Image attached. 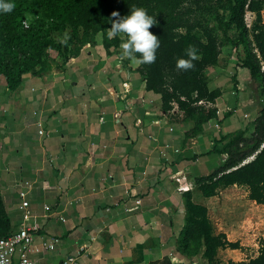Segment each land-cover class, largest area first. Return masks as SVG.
<instances>
[{"label": "crops", "instance_id": "0c3cea01", "mask_svg": "<svg viewBox=\"0 0 264 264\" xmlns=\"http://www.w3.org/2000/svg\"><path fill=\"white\" fill-rule=\"evenodd\" d=\"M68 51L64 62L55 57L23 72L14 89L0 73L7 235L19 226L25 191L39 226V251L28 254L36 264H198L183 234L186 194L203 206L212 198L194 178L224 158L213 150L216 140L251 123L246 113L231 116L241 90H220L218 121L196 127L188 117H165L140 64L107 47L100 33ZM251 109L255 116L258 106ZM53 238V250L41 247ZM18 260L14 254L11 264Z\"/></svg>", "mask_w": 264, "mask_h": 264}, {"label": "trees", "instance_id": "16d2710c", "mask_svg": "<svg viewBox=\"0 0 264 264\" xmlns=\"http://www.w3.org/2000/svg\"><path fill=\"white\" fill-rule=\"evenodd\" d=\"M206 0H14V8L10 11L11 40L15 50L27 49L28 58L20 55L7 57L0 63V73L7 78L9 89H14L23 72L31 69V61L38 58V51H33L36 42L41 38L44 45L60 54L63 62L69 55L71 42L92 40L95 33L103 36L107 47L118 45V34L109 38L108 28L117 11L126 15L132 6L143 7L156 21L149 31L157 36L159 46L155 50V60L151 63H139L144 72L146 88L160 95L163 111L171 109L175 102L184 117L195 121V126L210 120H217L220 114L214 107L220 90L210 89L204 79V71L216 64L220 52L218 38L212 27L206 24L204 14H209L212 7L226 13L223 32L232 31L234 38L229 39L232 46L239 48L238 66L248 71L255 84L258 109L248 127L236 131L230 136H221L215 141L213 150L224 154V158L208 173L195 177L198 190L204 197H213L219 189L242 185L247 188L249 200L264 204V30L261 11L263 0H212L213 5H206ZM215 4V5H214ZM88 8L93 17L103 20L101 28H93L86 20L84 9ZM247 13L253 15L250 26L245 21ZM28 26L24 27L23 21ZM86 21V22H83ZM71 29L66 44L48 40L50 33H62L65 26ZM202 33L203 40L195 34ZM48 33V34H47ZM39 45V43H38ZM195 47L198 58L193 60V67L178 68L176 60L187 58L186 49ZM24 55V53H23ZM136 53V56H140ZM199 101L209 103L206 107ZM226 115V114H225ZM186 223L183 230L185 238L194 244L193 250L206 260L207 264H217V249L227 245L236 248L237 244L221 241L212 233L207 208L194 203L191 194H186ZM0 223H7L5 212L1 206ZM201 249V250H200ZM200 250V251H199ZM229 264H264V242L258 255L246 261Z\"/></svg>", "mask_w": 264, "mask_h": 264}, {"label": "rangeland", "instance_id": "374dc122", "mask_svg": "<svg viewBox=\"0 0 264 264\" xmlns=\"http://www.w3.org/2000/svg\"><path fill=\"white\" fill-rule=\"evenodd\" d=\"M205 2L206 5H213L214 3L212 0H206ZM204 16L206 24L214 29L220 45V52L216 64L206 68L203 72L205 74L203 77L210 89L215 86L216 89L224 91V94H230L229 90H236L238 86L241 90V104H245V106L242 107L241 104L236 106L232 112L230 111L231 116L238 117L246 113V119L249 121L251 117H254L251 106H258L259 101L257 100L255 84L251 81L248 71L238 66L240 59L239 48L232 46L229 42V39L234 38V33L231 30L225 33L223 32V27L226 22V13L219 8H217L216 11L215 8L212 7L211 12L209 14H204ZM261 16L264 30V7L261 11ZM83 17H85L95 29L101 28L103 25V20L99 17H93L88 8L84 9ZM253 18L252 14H246L245 21L248 26L251 25ZM11 22L10 12H0L1 64L5 62V58L7 57L20 55L22 59H24L23 61H25V57L23 58V56H25L26 53V57L28 58L27 49L18 52L15 50L16 45L11 40L13 35L10 31ZM65 30H68L70 34L72 32L67 25L63 31ZM63 33L64 32L58 34H54V32L50 34L47 33V38L49 37L48 40L62 45L58 37H62ZM195 34L203 40L201 31L195 30ZM117 36L118 45L116 48L121 53L122 49L119 46L121 42L120 34ZM32 50L38 51L39 56L38 58L35 57L34 61H31V68L33 66L43 65L44 63H46L47 67L55 57L58 59L61 58L58 52L44 45L41 38H39ZM237 91H234V93H237ZM224 114L225 113L222 114V119L224 118ZM219 123H221V120ZM225 123L223 124V128H226ZM244 123L246 122L244 121ZM211 158L214 162L216 161L214 155ZM213 166L216 165L213 164ZM205 207L207 208V215L212 227V233L215 236H219L221 241L237 244L236 248H231L227 245L219 247L215 257L217 264L246 261L258 255L261 243L264 242V204H257L249 200L246 186L232 185L222 188L214 197L205 200ZM1 216L2 210L0 209V217ZM10 229V225L3 222L0 223V237L7 235ZM197 253L196 258L199 262L198 264H207L206 260L200 255V252Z\"/></svg>", "mask_w": 264, "mask_h": 264}, {"label": "clouds", "instance_id": "9594fccd", "mask_svg": "<svg viewBox=\"0 0 264 264\" xmlns=\"http://www.w3.org/2000/svg\"><path fill=\"white\" fill-rule=\"evenodd\" d=\"M14 0H0V12H10L14 8ZM116 19L111 21V27L108 28L107 36L112 38L120 34L121 55L130 58L134 62L151 63L155 60V50L159 46V40L156 35L149 31V27L156 23L154 17L149 15L143 7L132 6L126 15H120L117 11L111 13ZM70 37L68 30H65L62 37L58 40L66 44ZM187 58L179 57L176 60V66L182 69L193 67V60L198 58V53L194 46L189 45L185 50ZM140 56H136V53Z\"/></svg>", "mask_w": 264, "mask_h": 264}, {"label": "built area", "instance_id": "2783aa9c", "mask_svg": "<svg viewBox=\"0 0 264 264\" xmlns=\"http://www.w3.org/2000/svg\"><path fill=\"white\" fill-rule=\"evenodd\" d=\"M23 25L24 27L28 26L27 20L23 21ZM198 104L204 105L207 108L212 106L211 104L202 101H199ZM171 106L170 110L163 112L165 117L168 119L183 117V112L179 110L177 103L172 102ZM216 113L220 114V111L216 110ZM214 126L217 127V123H214ZM170 129H172V127H170ZM41 132L42 131H39V133ZM19 197L21 200L19 205V209L21 210L20 223L15 231L6 236L0 237V264H11L14 254H17L19 257L17 264H36V262L29 259L28 254L39 251V248L33 245V238L39 230V226L29 209L26 192L21 191ZM136 202L138 203L139 201L137 200ZM30 219L33 220L32 223L29 224L28 221ZM58 242V238H53L50 242L43 241L41 247L47 250H53Z\"/></svg>", "mask_w": 264, "mask_h": 264}]
</instances>
